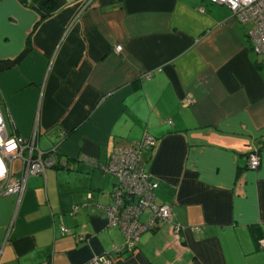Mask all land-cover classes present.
<instances>
[{
	"label": "crops",
	"instance_id": "crops-1",
	"mask_svg": "<svg viewBox=\"0 0 264 264\" xmlns=\"http://www.w3.org/2000/svg\"><path fill=\"white\" fill-rule=\"evenodd\" d=\"M246 30L205 0H0L3 127L35 130V148L64 163L0 194V264H264V64ZM144 134L172 223L115 252L124 237L106 222L115 179L102 166ZM5 164L18 179L21 159Z\"/></svg>",
	"mask_w": 264,
	"mask_h": 264
},
{
	"label": "built area",
	"instance_id": "built-area-1",
	"mask_svg": "<svg viewBox=\"0 0 264 264\" xmlns=\"http://www.w3.org/2000/svg\"><path fill=\"white\" fill-rule=\"evenodd\" d=\"M212 4L224 5L231 16L239 23L248 25L245 36L253 52L261 58L264 64V0H205ZM202 10V7L198 8ZM120 45H116L113 51L119 52ZM145 76H148L146 74ZM34 133L26 138L7 134L3 127L0 115V157H18L23 168L18 179L5 182V175L0 178V194L18 192L28 174H43L48 167L64 165L54 155L55 149L39 151L34 145ZM152 137L144 134L141 139L132 144L113 145L108 154L107 161L102 170L115 179L110 192L112 203L106 208V222L117 226L123 234L124 241L115 252L131 253L135 249L136 241L141 232L151 230L159 223H172L170 206L164 203L154 202V188L156 186L148 173L144 170V164L140 158L142 148L153 144ZM10 144L15 147L9 151ZM259 163L256 152L251 151L246 155V167L255 169ZM90 198V193H87ZM146 211V213H145ZM145 213L144 220L140 217ZM143 214V215H142ZM176 234L177 228H173ZM61 234H69V230L60 227ZM177 236V235H176ZM264 248V242L260 243ZM121 248V249H120ZM86 264H112L110 254L93 256Z\"/></svg>",
	"mask_w": 264,
	"mask_h": 264
},
{
	"label": "clouds",
	"instance_id": "clouds-1",
	"mask_svg": "<svg viewBox=\"0 0 264 264\" xmlns=\"http://www.w3.org/2000/svg\"><path fill=\"white\" fill-rule=\"evenodd\" d=\"M245 2H247V0H245ZM232 3L235 6V0H232ZM14 147H15L14 144H10V147L8 150L11 151ZM5 172H6V168L3 164V162L0 161V178H3V176L5 175Z\"/></svg>",
	"mask_w": 264,
	"mask_h": 264
},
{
	"label": "rangeland",
	"instance_id": "rangeland-1",
	"mask_svg": "<svg viewBox=\"0 0 264 264\" xmlns=\"http://www.w3.org/2000/svg\"><path fill=\"white\" fill-rule=\"evenodd\" d=\"M247 28H248V25H247ZM0 159H1V161L3 162V164H4L5 168H6L5 182H7L9 180V178L7 177L8 173H9L8 172V168H7V165L5 164V159H3L1 157H0Z\"/></svg>",
	"mask_w": 264,
	"mask_h": 264
},
{
	"label": "trees",
	"instance_id": "trees-1",
	"mask_svg": "<svg viewBox=\"0 0 264 264\" xmlns=\"http://www.w3.org/2000/svg\"><path fill=\"white\" fill-rule=\"evenodd\" d=\"M23 5H29V3H30V0H19ZM111 150V149H110ZM47 151H49V150H47ZM110 152V151H109ZM106 161H107V158H106ZM105 161V162H106Z\"/></svg>",
	"mask_w": 264,
	"mask_h": 264
},
{
	"label": "bare ground",
	"instance_id": "bare-ground-1",
	"mask_svg": "<svg viewBox=\"0 0 264 264\" xmlns=\"http://www.w3.org/2000/svg\"><path fill=\"white\" fill-rule=\"evenodd\" d=\"M0 161H1V159H0Z\"/></svg>",
	"mask_w": 264,
	"mask_h": 264
}]
</instances>
